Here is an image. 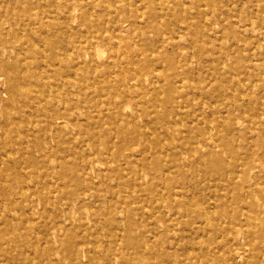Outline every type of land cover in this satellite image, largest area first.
Instances as JSON below:
<instances>
[{
	"label": "bare ground",
	"instance_id": "1",
	"mask_svg": "<svg viewBox=\"0 0 264 264\" xmlns=\"http://www.w3.org/2000/svg\"><path fill=\"white\" fill-rule=\"evenodd\" d=\"M49 1L58 10L54 18H34L36 0H26L18 18L11 16L28 22L13 31L17 37L28 36V45H17L0 29L1 42L16 50L0 60V77L10 88V100L0 101V143L6 148L0 152V264H245L255 239L264 242V166L241 157L244 151L231 136L234 127L209 123L199 129L201 120L191 114L192 121L183 122L186 94L170 80L180 73L152 60L154 67L142 62L148 57L141 49L135 54L136 44L121 36L125 25L117 19L118 12L126 14V4ZM186 1L166 0L173 5ZM166 2L153 5L157 17L179 22L182 11ZM127 3L135 4L138 17L143 16V0ZM127 25L135 22L129 19ZM147 28L162 44L176 45L175 37L163 39L165 33L152 21ZM75 31L80 44L73 53L70 37ZM249 44L253 50L255 43ZM105 50L108 54L100 58ZM198 90L203 93V88ZM142 108L171 141L162 142L159 134L135 121ZM66 129L90 140L82 143L89 155L81 166L58 156L74 151L63 146ZM50 141L58 144L50 150L58 159L39 160ZM21 146L23 152H13ZM182 149L188 157H177ZM37 164L48 169H30L23 176L15 171ZM187 171L194 179L187 178ZM183 187L191 195L204 189L205 206L190 205ZM4 196L11 198L5 210ZM185 216L189 219L182 221ZM205 235L208 242L200 243L197 239ZM211 239L214 249L206 248ZM256 246L248 264H264V244ZM217 250H226L222 263V257L217 263L204 258L217 259Z\"/></svg>",
	"mask_w": 264,
	"mask_h": 264
},
{
	"label": "rangeland",
	"instance_id": "2",
	"mask_svg": "<svg viewBox=\"0 0 264 264\" xmlns=\"http://www.w3.org/2000/svg\"><path fill=\"white\" fill-rule=\"evenodd\" d=\"M159 1L160 0H143L144 5L139 9V14L142 15L143 13V16L140 17H138L137 6L135 4L130 3L129 5L127 0H121V2L117 0H115V2L113 1L117 6L124 7V4H126L125 6L127 7L126 14L122 12L117 13V19L120 20V23L125 25L121 36L125 40L136 44L135 54L138 53L140 49L147 54L148 58L143 59L142 62L149 63L154 67L155 65L152 63V61H154L158 67L160 66L171 72L175 70L173 74L180 73V75L175 78L173 76L170 80H172L174 87L180 85L182 87L181 90H184V95L186 94V103L182 108V119L184 123L186 121L187 123L192 121V118L189 116V114H191L193 118L201 120V123H199L197 127L199 129H204L209 123L214 124L216 128L219 126L221 129L227 126L234 127L231 131V136L234 137L236 145H240L238 148H242L241 150L244 151L241 157L248 158L264 166V36L260 35L261 32H264V1L183 0L186 1L184 5H173L172 2L167 3L166 0H163L170 9H174L175 7L174 10L182 11L179 22L163 18L164 16L162 18L157 17L158 12L153 8V5H157ZM25 2L26 0H0V29L4 28L5 33L9 35L8 39L15 41L17 45L21 42L24 43L23 45L29 43L28 36L26 38L25 35L21 34L17 37L13 34L15 28L18 30L25 28L27 21L21 23L15 19L11 20V16L15 17L17 15L16 18H18V14L24 12ZM49 3V0H36L31 10L33 17L37 19L41 17L44 19L54 18L55 8L50 7ZM185 7L190 9L188 13L183 12L186 10ZM43 8L45 10L47 9V11H45L47 13L44 11L42 12ZM164 12H166V10ZM128 18L135 22L134 26L127 25ZM150 21H152L157 28L160 27L159 29L161 32L166 34L163 33V39L165 38V40H167L173 35L176 39L177 46L171 44L169 41L162 44V41H160L157 35L147 28ZM76 22L77 21L74 22V27H77ZM188 25H192V27L187 29ZM141 29L144 32H141ZM245 38L247 43L244 44ZM70 39H72L73 42V49L71 51L74 53L76 46L80 44L77 38V31L74 32V36L72 35ZM251 42L255 43L253 50L250 48L251 44L249 43ZM15 51L10 45L1 42L0 39V60L4 61V58H7L10 54H13V52L15 53ZM258 52L259 55H257ZM107 54V50L102 51L100 53V58L105 57ZM162 54L166 55V57L163 58ZM190 64H192V66H190ZM155 69L157 70L156 67ZM183 79L184 81L182 82ZM199 87L203 88V93L199 92ZM219 90L221 91L220 93ZM70 91L72 96L76 95L75 90ZM9 94L10 88L6 85L4 77H0V101L3 103L8 102L10 100ZM226 103L231 106V108L228 106V108H230L229 110L223 109ZM218 109H221V111H218ZM141 112L142 116L139 115L135 118V121L138 122L139 125L146 124L148 129L161 136L162 142H165V140L166 142L171 141L164 136V128L159 126V122L152 114L147 110L145 111L144 108L141 109ZM202 114L203 116H201ZM144 119H146V122L142 121ZM0 120H2L1 113ZM183 122L180 124H183ZM179 125H176V127L182 128V125ZM183 132L185 135L186 131ZM63 134L64 137H68V139L65 138V141H62L63 146H72L74 151H61L58 152V156L63 158L66 157V160L74 161L77 167L81 166L86 160L85 157L89 155L85 151L82 143L90 140H88V137L85 135L78 134V132L76 133L74 131V134L70 133L68 129H66ZM2 135L3 131L2 128H0V137L3 139ZM69 136L73 137V139H69ZM57 145L56 142L50 141L49 148L46 149V154H38L39 160L41 158L55 159L58 157L56 153L50 152L51 146L57 148ZM4 149H6L4 143H0V152H4ZM24 150L25 147L23 148L22 146L18 147L17 150L14 147L13 152H23ZM176 153L179 158L188 157V153L185 149L177 151ZM22 167L15 170L20 176H23L24 172L27 173L30 169L38 170L39 172L48 169L47 167L41 169V165L38 166V164L35 167H30L28 165H24V169H22ZM187 173V178L194 179L193 174L189 171H187ZM207 184L208 183L203 184L202 188L206 187ZM211 187H214L213 184ZM182 189L190 196V205H194L195 208H202L205 206L208 196L204 189H201V191H198L195 195H191L190 192L187 191V187H183ZM224 190L222 191L224 192ZM228 193L229 192H227V194ZM5 203L10 204L11 198L4 196V210ZM40 206L44 208L41 203ZM211 210L214 211V208ZM170 215L171 214L168 216ZM188 219L189 217L185 216L182 221ZM68 226L73 228L76 225ZM186 233L187 236L191 234L189 231ZM209 238V235H205L199 237L197 240L200 241V243L203 241L202 243L205 244V241L207 243ZM209 242V245L206 244V248L214 249L216 241L211 239ZM260 243L261 245L264 244L263 240H257L256 238L255 242L251 244V247L249 246L247 253L248 259H245V264H248V260L254 259L255 253L250 251L252 246L257 244L255 248H258L261 246ZM216 252L218 255L217 259H215V257L205 256L204 258L211 260L213 263H217V260L222 257V259L219 260L221 261L220 263H222L226 256V250H217ZM181 257L187 261V254H182ZM263 258L264 254L261 256V259Z\"/></svg>",
	"mask_w": 264,
	"mask_h": 264
}]
</instances>
